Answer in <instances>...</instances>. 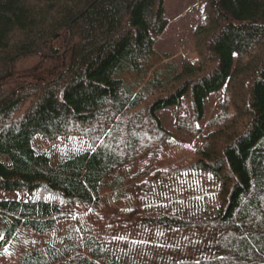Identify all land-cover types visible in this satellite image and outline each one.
I'll use <instances>...</instances> for the list:
<instances>
[{
  "label": "trees",
  "instance_id": "16d2710c",
  "mask_svg": "<svg viewBox=\"0 0 264 264\" xmlns=\"http://www.w3.org/2000/svg\"><path fill=\"white\" fill-rule=\"evenodd\" d=\"M169 23L164 0H0V192L31 193L0 198V264H264V0H203L181 62Z\"/></svg>",
  "mask_w": 264,
  "mask_h": 264
},
{
  "label": "rangeland",
  "instance_id": "374dc122",
  "mask_svg": "<svg viewBox=\"0 0 264 264\" xmlns=\"http://www.w3.org/2000/svg\"><path fill=\"white\" fill-rule=\"evenodd\" d=\"M164 10L165 16L170 20V23L163 34L158 37L154 48L156 53L162 58L170 57L175 62H181L188 58L190 36L194 26L203 21V0H164ZM11 74L12 72L9 75ZM221 95L222 92L211 95V99L207 104L209 115L212 114L215 104L221 98ZM177 112L178 108H169L158 112L157 115L162 126L167 131H170L180 142L190 143L193 148L196 141L195 138L191 139L186 135L178 134L175 129L174 121ZM209 115L201 123L203 129L207 127ZM189 156L184 154L175 163L179 164ZM0 198L25 201L31 199V193L26 191L0 192ZM2 237L3 231L0 230V240Z\"/></svg>",
  "mask_w": 264,
  "mask_h": 264
},
{
  "label": "water",
  "instance_id": "95a60500",
  "mask_svg": "<svg viewBox=\"0 0 264 264\" xmlns=\"http://www.w3.org/2000/svg\"><path fill=\"white\" fill-rule=\"evenodd\" d=\"M0 80H2V79H0Z\"/></svg>",
  "mask_w": 264,
  "mask_h": 264
}]
</instances>
